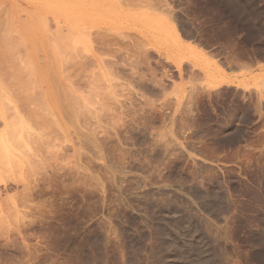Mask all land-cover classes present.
I'll list each match as a JSON object with an SVG mask.
<instances>
[{
    "label": "rangeland",
    "instance_id": "rangeland-1",
    "mask_svg": "<svg viewBox=\"0 0 264 264\" xmlns=\"http://www.w3.org/2000/svg\"><path fill=\"white\" fill-rule=\"evenodd\" d=\"M0 264H264V0H0Z\"/></svg>",
    "mask_w": 264,
    "mask_h": 264
}]
</instances>
